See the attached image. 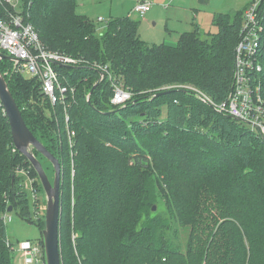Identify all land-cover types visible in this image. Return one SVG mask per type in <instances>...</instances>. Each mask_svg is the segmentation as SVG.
Returning a JSON list of instances; mask_svg holds the SVG:
<instances>
[{
	"label": "trees",
	"instance_id": "trees-1",
	"mask_svg": "<svg viewBox=\"0 0 264 264\" xmlns=\"http://www.w3.org/2000/svg\"><path fill=\"white\" fill-rule=\"evenodd\" d=\"M26 2L45 45L85 60L56 66L77 87L68 123L61 104L51 114L37 78L0 62L29 128L62 165L63 264H264V141L215 107L231 91L245 11L217 13L209 39L194 22L168 45L141 39L131 16L98 32L76 12L77 0ZM260 11L264 25V0ZM260 48L264 93V29ZM95 63L108 65L133 93L130 101L112 103L109 76L91 93L100 78ZM173 83L194 90L161 87ZM19 169H29L41 189L0 100V264H16L4 221L10 206L41 231L46 225ZM178 226L189 229L186 247Z\"/></svg>",
	"mask_w": 264,
	"mask_h": 264
},
{
	"label": "built area",
	"instance_id": "built-area-1",
	"mask_svg": "<svg viewBox=\"0 0 264 264\" xmlns=\"http://www.w3.org/2000/svg\"><path fill=\"white\" fill-rule=\"evenodd\" d=\"M262 1L251 0L244 12L239 41L235 47V72L231 91L227 99L215 107L247 124L264 141V93L260 75L263 68L260 52L264 29L260 11ZM152 6L153 2L142 0L136 3L134 11L144 16ZM98 21H104V18L99 17ZM0 51L16 59L13 61V71H19L29 78H37L41 82L42 92L53 106L55 116L54 106L61 104L68 123V104L76 100L77 87L56 66L78 67L84 65L85 60L52 50L44 44L36 26L30 20L26 0H0ZM93 66L100 71L99 83L107 76L111 79L114 105H123L131 100L133 93L111 73L108 65L95 63ZM90 95L91 93L88 98ZM74 135L75 131L69 130L70 143ZM18 172L27 177L30 190L38 198L39 190L34 185L30 170L19 169ZM11 220L10 214L6 213L5 223ZM7 244L11 246L10 239ZM11 247L13 249V244ZM16 250L20 253L19 264H34L41 258L44 260V246L41 242L20 243Z\"/></svg>",
	"mask_w": 264,
	"mask_h": 264
},
{
	"label": "rangeland",
	"instance_id": "rangeland-1",
	"mask_svg": "<svg viewBox=\"0 0 264 264\" xmlns=\"http://www.w3.org/2000/svg\"><path fill=\"white\" fill-rule=\"evenodd\" d=\"M148 1L154 2V0H148ZM250 2L251 0H213V7L209 11H203L200 17L196 18L195 21L193 20L194 17L192 16L191 20H189L188 22L186 31L192 30L194 28V22H196L200 29L201 37L204 39L206 38L209 39L213 33L218 31V27L214 23V17L217 13H221V12L233 13L239 10H244L245 7L249 5ZM136 3L137 0H77L76 12L81 16L83 15L93 20L98 27V32L104 31L105 27L108 24V21H113L116 18H120L124 16H131L133 19L140 20L139 36L141 39H144L149 42L158 41V43H162L164 39L163 37L165 36L168 38L167 40L168 42H166L167 44L169 43L176 45L177 42H169L171 41L170 37L172 36L170 34L174 35L176 34V32L175 31L168 32L166 29V23H167L166 16L168 15L169 12L166 13L165 10L170 7V5H168L169 3L167 5L159 4V2L155 0L154 2L155 6H153L152 8L153 10L149 11L148 14L152 13L158 5H162L164 7H162L163 11L160 10L161 11L159 13L160 18H154L152 21H145L146 16H141L140 14L133 11L134 10L133 7H135ZM99 17H103L104 21L101 22L98 21ZM174 25L175 24L173 20H171L170 27L172 30H176V28H174ZM150 44H154V43H150ZM164 86L166 87L163 88ZM161 87L163 89H169V90L172 87H181V88L183 87L186 89L194 90V86L190 83H173V84L163 85ZM52 113L53 110L51 111V114ZM45 163L47 168L46 167L44 168H46V171L52 177L51 179L53 181L54 172H55L54 166L50 161L49 162L46 161ZM73 163L74 162H72V164ZM31 177L34 179V183H36L38 178L33 175H31ZM26 186H28L30 189V186L28 184ZM29 193L32 196V202L33 203L38 202V210L37 208L35 209L38 213L36 212L37 215L35 217L37 216L46 217L47 202H46V192L44 187L41 186V189L38 192V198L33 191H30ZM154 205H156V210H157L158 204H154ZM158 210L162 214L165 212V209L163 207H159ZM9 213L10 216L12 217V220L7 223V232L9 239L13 244L12 255L14 257V261L17 262L19 259V251L16 250V248L20 246V243L23 244L24 242L26 243L27 241L33 243L42 242L43 234L35 222L32 223L22 218V216L16 211V209L10 211ZM35 217L34 219H37ZM178 227L180 233V240L183 246L186 247L189 237V229L182 226L181 227L178 226ZM62 262H63V258H62ZM38 263L40 262L39 261L35 262V264Z\"/></svg>",
	"mask_w": 264,
	"mask_h": 264
},
{
	"label": "water",
	"instance_id": "water-1",
	"mask_svg": "<svg viewBox=\"0 0 264 264\" xmlns=\"http://www.w3.org/2000/svg\"><path fill=\"white\" fill-rule=\"evenodd\" d=\"M4 59L15 61L16 59L0 51V62ZM96 82L92 91L96 88ZM164 93V92H163ZM0 100L4 111L8 116L13 142L16 148L24 154L32 166L37 171L42 186L46 192V225L42 230L46 264H63L60 241V214H61V182L62 165L57 156H55L31 131L23 113L10 89L9 83L0 67ZM35 150L47 158L54 166V180L52 181L44 168L41 160L36 156ZM156 210V205L153 207ZM13 206L9 207V211Z\"/></svg>",
	"mask_w": 264,
	"mask_h": 264
},
{
	"label": "crops",
	"instance_id": "crops-1",
	"mask_svg": "<svg viewBox=\"0 0 264 264\" xmlns=\"http://www.w3.org/2000/svg\"><path fill=\"white\" fill-rule=\"evenodd\" d=\"M139 1H142V0H137V3ZM157 1L159 2V4H166L167 5L169 3L168 5H170V7L165 10L166 13L169 12L168 15L166 16V18H167L166 29L168 32H170V31L176 32V34H174V35L170 34L172 36L170 37L171 41H169V42H177V43H178V40L180 38V35L183 32H186L188 22H189V20H191L192 16L194 17L193 20L195 21L196 18L200 17V15L203 13V11H209L213 7V0H157ZM154 2H155V0H154ZM154 2H153V6H155ZM153 6H152V8H153ZM247 6L245 7L244 11L246 10ZM162 7H164V6L158 5L152 13L148 14L149 11L153 10L151 8L144 15V16H146L145 21H152L154 18H160L159 13L161 11H163ZM205 9H207V10H205ZM233 13H235V12H233ZM171 20H173V22L175 24L174 28H176V30L171 29V27H170ZM163 38L164 39H163L162 43L167 44L166 42H168L167 41L168 38L165 36ZM146 42L158 44V41H155V42L146 41ZM168 45H173V44L168 43ZM19 257H20V253H19ZM39 262L40 263H38V264H45V261L42 258L40 259ZM19 263H20V260L16 262V264H19Z\"/></svg>",
	"mask_w": 264,
	"mask_h": 264
}]
</instances>
